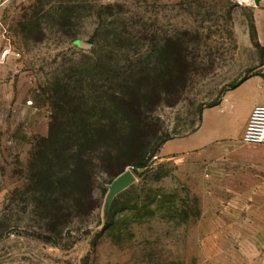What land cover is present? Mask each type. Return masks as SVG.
I'll list each match as a JSON object with an SVG mask.
<instances>
[{
	"label": "rangeland",
	"instance_id": "1",
	"mask_svg": "<svg viewBox=\"0 0 264 264\" xmlns=\"http://www.w3.org/2000/svg\"><path fill=\"white\" fill-rule=\"evenodd\" d=\"M245 83L264 87V33L236 0H1L0 264H264L232 139ZM122 95L146 167L112 177L89 152L92 209L65 218L62 194L44 203L59 186L32 176L63 171L54 156L87 128L111 124L117 144L139 114Z\"/></svg>",
	"mask_w": 264,
	"mask_h": 264
},
{
	"label": "trees",
	"instance_id": "2",
	"mask_svg": "<svg viewBox=\"0 0 264 264\" xmlns=\"http://www.w3.org/2000/svg\"><path fill=\"white\" fill-rule=\"evenodd\" d=\"M120 101L125 102L126 106L122 113L131 115L132 118L138 113L139 114L138 118H133L135 124L126 126L119 130L120 138L116 139L117 144L115 140H113L114 134L112 133L113 127L111 124L97 127L95 126V128L91 127L90 130L87 128L84 131H81L79 134L81 138H79V142H77L75 145L77 150L71 147V149H67V152L64 150V153L60 157L54 156L53 163L58 160V165L59 163L60 166L61 164L62 166L65 165L63 171H59L55 176H50L42 170L41 172L46 174L38 171L34 174V176H32V182L46 181V177L47 181L52 187L59 186L58 190L56 188L58 193L50 191L45 192L44 203L52 204L57 202L54 196L57 194H62L64 201L68 203V209L65 211L67 214L64 215L65 218L72 217L73 212L79 214L83 212H89L92 209V192L90 191V187L87 185L88 183L84 181V177H87L84 169L86 167L82 165L84 163H88V160H90L88 154L89 152H101L103 150L107 151L109 154L108 159H104L102 161L104 163H108L109 165H116L117 169L114 172H107V174L111 175L112 177H115L118 173H121L127 166H133L135 169H144L146 167V162L148 159L146 158V152L142 142L143 132L141 125L139 124L141 123L139 119L141 108L136 104L133 98L129 99L125 95L120 97ZM55 126H60V124L57 123V119L53 120L50 127V137L44 140V144H49V141L51 142V140L55 138ZM43 146L41 147L40 144L38 150L39 148L40 150L43 149ZM74 149L76 152H73ZM39 154L41 155V152ZM39 154L36 155L35 159L39 157ZM43 154L44 153H42V155ZM46 157L48 159V156ZM66 157L71 158V160H68ZM72 157L74 159H72ZM56 216L51 214L49 218L53 219Z\"/></svg>",
	"mask_w": 264,
	"mask_h": 264
},
{
	"label": "crops",
	"instance_id": "3",
	"mask_svg": "<svg viewBox=\"0 0 264 264\" xmlns=\"http://www.w3.org/2000/svg\"><path fill=\"white\" fill-rule=\"evenodd\" d=\"M254 2L256 7L253 10L256 24L258 29L264 33V0H254ZM248 88L249 84L245 83L231 94L236 97L232 103L239 109L240 116L238 115V119L241 121L239 137L235 135L237 137H232V139L237 140L244 151L240 165L255 177L253 186L246 191L251 195L253 201L261 203L259 207L264 208V144L247 145L240 140L251 111L255 106L264 104V87L262 90L258 88L256 92H250Z\"/></svg>",
	"mask_w": 264,
	"mask_h": 264
},
{
	"label": "built area",
	"instance_id": "4",
	"mask_svg": "<svg viewBox=\"0 0 264 264\" xmlns=\"http://www.w3.org/2000/svg\"><path fill=\"white\" fill-rule=\"evenodd\" d=\"M239 6L255 8L254 0H236ZM241 142L247 145L264 144V104L257 105L251 111L248 121L243 129Z\"/></svg>",
	"mask_w": 264,
	"mask_h": 264
}]
</instances>
